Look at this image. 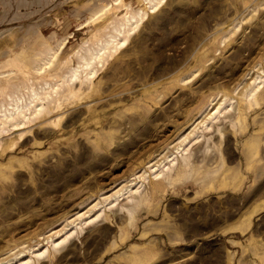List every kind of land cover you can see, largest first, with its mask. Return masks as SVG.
Wrapping results in <instances>:
<instances>
[{
	"label": "rangeland",
	"instance_id": "obj_1",
	"mask_svg": "<svg viewBox=\"0 0 264 264\" xmlns=\"http://www.w3.org/2000/svg\"><path fill=\"white\" fill-rule=\"evenodd\" d=\"M157 8L0 0V107L45 105L0 133L6 264H264V0Z\"/></svg>",
	"mask_w": 264,
	"mask_h": 264
},
{
	"label": "bare ground",
	"instance_id": "obj_2",
	"mask_svg": "<svg viewBox=\"0 0 264 264\" xmlns=\"http://www.w3.org/2000/svg\"><path fill=\"white\" fill-rule=\"evenodd\" d=\"M146 1L148 2V7H149L150 11H154V10L158 9L157 7L160 6V4L163 3L164 0H146ZM145 14L146 13H144V15L140 16V17L143 19L145 17ZM139 15H140V13H139ZM125 18H126V21L122 23L121 27L119 26V28L118 27L116 28V30H115L116 34H112L110 39L106 40L105 43L102 44L98 50L92 52L89 57H83L84 64L82 66L79 65V68L77 67V68L72 69L71 74L69 76V80L71 82L77 81L80 79L81 67H83V70L86 72L87 78H91L92 76H94L96 73L95 67L93 65L94 62L96 60L102 61L108 50H116L118 47L125 44L128 36L126 35L123 38H119L122 33H125L124 29L127 27L128 28L127 33H129L130 31L134 30L135 26L138 25V23L140 22V19H141V18L137 19V16H135V15L127 16ZM82 75H83V73H82ZM81 77H83V76H81ZM44 109H45V105L43 104V102H39L38 104H36L32 111H31L30 104L22 105L18 101L11 103V105L9 107H5V108L0 107V133H2V131L8 130L10 128H14V129L22 128L23 129V127H25L27 125V123L31 121V118L33 116L41 114ZM9 126H11V127H9ZM187 137H189V136H186L183 140H181V142L184 141ZM181 142H180V147L183 145V144L181 145ZM169 156H170V154L168 156H166L165 158H168ZM175 157H173V156H172V158L169 157L171 162L170 161L168 162V160H167L168 163L166 166L161 165L162 161L159 163H154L155 166H153V169H151L153 174H154L153 178L165 177L168 174V171H170L171 164L175 160L174 159ZM164 164H166V163H164ZM139 189H140V186H138L136 188L135 193H140ZM126 191H124V192L125 193H131V189L128 192H126ZM120 192L121 191H117L114 194L107 196V199H109L111 197H115V200H119L120 196L121 195L123 196V194H125V193L120 194ZM132 196H134V195H132V193H131V196H129V197H132ZM134 197H136V196H134ZM75 228H76V226H75ZM72 230L75 231L73 228H72ZM73 231H71V232L69 231L68 234L66 233L64 238L63 237H62V239L60 238L61 240L59 239V241H57V242L53 241L52 243L55 242L54 247L61 245L69 236H71ZM41 254H42V252L38 251V253L36 255L40 256ZM13 259L14 258L2 259V260H0V264L9 263ZM29 261H30V259L19 262L18 264H28Z\"/></svg>",
	"mask_w": 264,
	"mask_h": 264
}]
</instances>
